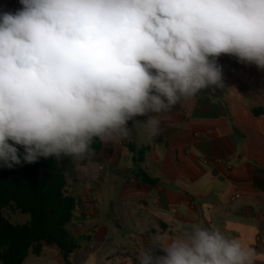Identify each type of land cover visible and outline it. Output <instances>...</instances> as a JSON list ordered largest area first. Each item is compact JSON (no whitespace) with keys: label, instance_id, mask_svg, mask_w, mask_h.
Returning a JSON list of instances; mask_svg holds the SVG:
<instances>
[{"label":"clouds","instance_id":"1","mask_svg":"<svg viewBox=\"0 0 264 264\" xmlns=\"http://www.w3.org/2000/svg\"><path fill=\"white\" fill-rule=\"evenodd\" d=\"M0 14V166L95 155L210 86L217 59L264 70V0H19ZM152 113L153 115H148ZM129 121L132 126L129 127ZM17 146L23 148L21 153ZM135 264H255L219 229L193 226Z\"/></svg>","mask_w":264,"mask_h":264},{"label":"crops","instance_id":"2","mask_svg":"<svg viewBox=\"0 0 264 264\" xmlns=\"http://www.w3.org/2000/svg\"><path fill=\"white\" fill-rule=\"evenodd\" d=\"M22 7L0 0V14ZM217 63L224 87L159 114L158 134L138 116L130 138L70 161L66 190L79 205L66 230L79 247L68 263L45 245L22 264H135L141 249L166 255L159 244L194 225L239 238L264 264V70L229 55Z\"/></svg>","mask_w":264,"mask_h":264},{"label":"trees","instance_id":"3","mask_svg":"<svg viewBox=\"0 0 264 264\" xmlns=\"http://www.w3.org/2000/svg\"><path fill=\"white\" fill-rule=\"evenodd\" d=\"M17 147L22 153L23 148ZM92 147L99 154L103 143L94 138ZM71 160L64 156L58 162L51 156L11 169L0 166V264H22L29 255L41 256L45 245L57 246L68 263L78 249L66 230L79 205L66 190L65 171ZM140 176L152 182L143 173ZM5 211L27 215L29 220L13 223Z\"/></svg>","mask_w":264,"mask_h":264},{"label":"rangeland","instance_id":"4","mask_svg":"<svg viewBox=\"0 0 264 264\" xmlns=\"http://www.w3.org/2000/svg\"><path fill=\"white\" fill-rule=\"evenodd\" d=\"M5 215L10 219L11 222L13 223H25L29 220V217L24 214L20 213H10L9 211H5Z\"/></svg>","mask_w":264,"mask_h":264},{"label":"built area","instance_id":"5","mask_svg":"<svg viewBox=\"0 0 264 264\" xmlns=\"http://www.w3.org/2000/svg\"><path fill=\"white\" fill-rule=\"evenodd\" d=\"M204 162H206V161H204Z\"/></svg>","mask_w":264,"mask_h":264}]
</instances>
